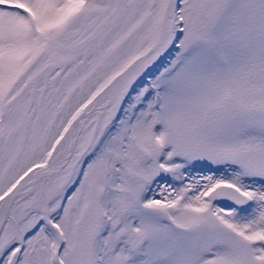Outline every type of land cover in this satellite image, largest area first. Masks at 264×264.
<instances>
[{
  "label": "snow or ice",
  "instance_id": "obj_1",
  "mask_svg": "<svg viewBox=\"0 0 264 264\" xmlns=\"http://www.w3.org/2000/svg\"><path fill=\"white\" fill-rule=\"evenodd\" d=\"M0 264H264V0H0Z\"/></svg>",
  "mask_w": 264,
  "mask_h": 264
}]
</instances>
